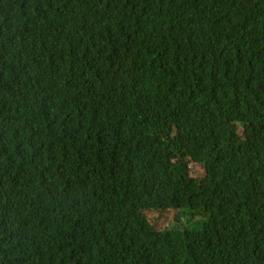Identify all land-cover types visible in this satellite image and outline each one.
Instances as JSON below:
<instances>
[{
  "label": "trees",
  "instance_id": "1",
  "mask_svg": "<svg viewBox=\"0 0 264 264\" xmlns=\"http://www.w3.org/2000/svg\"><path fill=\"white\" fill-rule=\"evenodd\" d=\"M0 264H264V0H0Z\"/></svg>",
  "mask_w": 264,
  "mask_h": 264
},
{
  "label": "rangeland",
  "instance_id": "2",
  "mask_svg": "<svg viewBox=\"0 0 264 264\" xmlns=\"http://www.w3.org/2000/svg\"><path fill=\"white\" fill-rule=\"evenodd\" d=\"M190 171L193 172L194 173V176L195 177H198L201 181L202 180L203 181H206V179H205V173H204V170L202 168H200L198 166L196 167V166L190 164ZM156 214L154 212H150L149 213V217H150V219H152V221L160 222V221H158L160 219V217L156 216ZM181 216L182 217H185L183 214ZM165 219H166L167 222L173 221L175 219V215L167 216ZM182 221H185V219H183ZM185 223H186V221H185Z\"/></svg>",
  "mask_w": 264,
  "mask_h": 264
}]
</instances>
